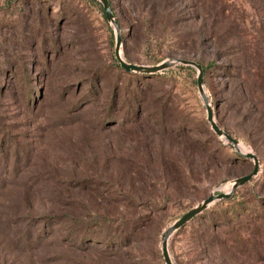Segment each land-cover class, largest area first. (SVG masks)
I'll return each instance as SVG.
<instances>
[{
	"label": "rangeland",
	"instance_id": "rangeland-1",
	"mask_svg": "<svg viewBox=\"0 0 264 264\" xmlns=\"http://www.w3.org/2000/svg\"><path fill=\"white\" fill-rule=\"evenodd\" d=\"M109 5L122 58L202 65L259 162L170 235L172 262L264 264V0ZM116 38L98 0H0V264H165V230L253 170L195 67L126 72Z\"/></svg>",
	"mask_w": 264,
	"mask_h": 264
},
{
	"label": "water",
	"instance_id": "water-1",
	"mask_svg": "<svg viewBox=\"0 0 264 264\" xmlns=\"http://www.w3.org/2000/svg\"><path fill=\"white\" fill-rule=\"evenodd\" d=\"M101 2L103 6V11L105 14V17L108 21H111L115 25L116 33H117V38H116V51H115V56L117 61L119 62L120 66L122 69H124L126 72H138V73H143V74H155L157 72H160L170 66V64H183V65H188V66H193L197 69L198 74H197V87L198 90L202 96L203 102L205 104L206 112H207V121L209 122L212 130L220 137L224 138L228 142H231L235 148V150H238L237 144L238 141L232 137H230L228 134H226L223 130H221L218 125L214 121L213 117V111L208 103V100L204 94L203 90V68L202 65L198 64L197 62L193 60H188V59H183V58H176L173 60H166L163 61L157 65H140V64H134L130 62H126L120 52H119V47H120V42H121V36L119 33V29L116 25V22L114 20V16L111 12L110 5H109V0H98ZM245 158L251 159L253 161L254 167L253 170L244 176L236 178L229 191L227 192H220L216 195L211 194L207 198H205L201 203L196 205L195 207L191 208L184 214H182L175 222H173L164 232L162 236V256L165 264H174L170 258V255L168 253V248H167V241L168 238L172 233L177 231L179 228L184 226L188 221L193 219L196 215L201 213L203 210H205L211 203L221 200V199H228L230 198L232 192L238 188L239 186L247 183L258 171V158L255 154L248 152L242 154Z\"/></svg>",
	"mask_w": 264,
	"mask_h": 264
},
{
	"label": "bare ground",
	"instance_id": "bare-ground-1",
	"mask_svg": "<svg viewBox=\"0 0 264 264\" xmlns=\"http://www.w3.org/2000/svg\"><path fill=\"white\" fill-rule=\"evenodd\" d=\"M240 147V149L243 151V152H246V153H248V151H249V148H247V147H245V146H242V145H239V143L237 144V148H238V150H239V147ZM240 151V150H239ZM241 152V151H240ZM242 152V153H243ZM230 188H231V186H230Z\"/></svg>",
	"mask_w": 264,
	"mask_h": 264
},
{
	"label": "trees",
	"instance_id": "trees-1",
	"mask_svg": "<svg viewBox=\"0 0 264 264\" xmlns=\"http://www.w3.org/2000/svg\"><path fill=\"white\" fill-rule=\"evenodd\" d=\"M137 73V72H136ZM143 74V73H142ZM145 75H150V74H145Z\"/></svg>",
	"mask_w": 264,
	"mask_h": 264
}]
</instances>
